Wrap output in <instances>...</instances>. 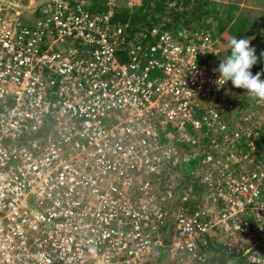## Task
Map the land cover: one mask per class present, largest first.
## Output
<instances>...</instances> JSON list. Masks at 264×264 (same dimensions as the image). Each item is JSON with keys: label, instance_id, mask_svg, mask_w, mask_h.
Returning <instances> with one entry per match:
<instances>
[{"label": "built area", "instance_id": "1", "mask_svg": "<svg viewBox=\"0 0 264 264\" xmlns=\"http://www.w3.org/2000/svg\"><path fill=\"white\" fill-rule=\"evenodd\" d=\"M90 3L0 11V264H156L218 234L222 264H264L263 148L236 132L202 152L233 109L216 39L161 24L130 36L112 0Z\"/></svg>", "mask_w": 264, "mask_h": 264}, {"label": "trees", "instance_id": "2", "mask_svg": "<svg viewBox=\"0 0 264 264\" xmlns=\"http://www.w3.org/2000/svg\"><path fill=\"white\" fill-rule=\"evenodd\" d=\"M102 1L104 2L105 0H93L89 5L90 11L96 14L105 11L108 7L105 5L101 7V4L99 3ZM200 1L205 2L207 0ZM188 2V0H157L156 6H151L149 12L141 11L134 12L133 14L129 12L124 5H117L118 7H115L116 11L114 18L115 20L120 21L122 23H127V31L131 33L130 36H133L134 33L146 31L147 29H150L151 27L157 24H161L163 29H167L176 33L180 30V25L183 24L186 25L188 28H193L195 30L203 28L204 31L210 33L211 36L218 37L231 20L232 13L228 15L226 20L219 19L215 24L205 22L204 20L201 21V18L195 12L196 8L200 7V9H202V13L206 12L205 15H207L208 10L203 8V3L200 4L199 2L190 11H184L185 14L188 15L183 17L182 12L179 13L178 8L180 6H184V4ZM169 3H173V5L169 6ZM170 16H172V19L170 18ZM190 16L192 17V19ZM233 24L236 25V23L234 22ZM232 27L233 25L231 26V28ZM242 28L245 29V26H243ZM246 32L249 33L248 31ZM253 47H255V54L258 57V62L251 69L253 75H255L257 72H264V56H261V53H264V33H261L260 40L254 41ZM225 55V50H222L221 48L219 61L220 59L223 60L226 57ZM261 79H264V75L261 76ZM231 88L229 87L228 82L229 92L227 91V93L231 95L228 96H233L232 100L230 101V104L233 106V109L229 114L231 121H229L227 126L228 136L226 138H222L223 134H219L215 144L211 142L213 137L211 139L206 140L207 147L202 150L203 153H205L209 149L211 151H214L215 148L222 149L223 142H230L229 137L234 136L236 132L239 133L238 142L241 145H246L248 139L253 137L255 134L257 143L264 150V100L252 99L247 94H242V90H240L239 88ZM239 117H246V119L242 118L241 120H237V118ZM198 161V158L193 160L190 163V168H193ZM183 181L184 177H182L180 183L175 186L177 190H180V184ZM178 202L180 201L175 200L174 202H172L171 209L174 208ZM225 256L226 259L231 258L232 254L227 252Z\"/></svg>", "mask_w": 264, "mask_h": 264}, {"label": "rangeland", "instance_id": "3", "mask_svg": "<svg viewBox=\"0 0 264 264\" xmlns=\"http://www.w3.org/2000/svg\"><path fill=\"white\" fill-rule=\"evenodd\" d=\"M30 0H0V11L2 8L7 9L9 7H14L23 12L25 16H30L31 12L28 8ZM37 3L43 0H36ZM93 0H91L92 2ZM109 0L100 2V6H107L106 3ZM116 6L124 5L129 12L132 14L134 12L147 11L149 12L151 6H156L157 0H112ZM184 6L178 8L179 13L182 12V16H187L184 11L188 12L199 2L203 3V8L208 10L207 15L202 13V9L196 8V14L201 18V21L210 22L215 24L219 19L226 20L228 15L232 13L231 20L229 24L226 25L225 29L220 33V35L212 36L216 39L220 49L225 50L226 57L230 54L229 42L232 37L236 38H251L250 43L253 46L254 41L260 40L261 33H264V0H188ZM169 2V1H168ZM172 2V1H170ZM183 3V2H182ZM173 3H169L172 6ZM104 6V7H105ZM115 6V7H116ZM115 7L113 8L115 10ZM118 7V6H117ZM109 8L105 12L108 11ZM111 9V8H110ZM200 9V10H199ZM211 9V10H210ZM116 11V10H115ZM205 15V16H204ZM191 17V16H190ZM172 19V16H170ZM192 19V17H191ZM200 20V19H199ZM196 21V20H194ZM236 23V25L233 24ZM182 24V23H181ZM233 27L231 28V26ZM245 26L246 31L244 28ZM203 29V28H200ZM180 30L191 31L195 30L193 28H188L186 25H180ZM204 30V29H203ZM221 60V59H220ZM220 63V61H219ZM229 87L234 89L235 87L229 81ZM242 90V94L246 95V90ZM190 170L186 167H181L180 169L172 170L168 176V184L172 185L175 196L180 195L181 189L184 188L190 182V175L188 174ZM184 177V181L180 184V190H177L175 186L180 183L181 178ZM202 188L195 185L194 193H201ZM168 206V205H167ZM171 207V205H169ZM167 235V234H166ZM165 235V236H166ZM216 241H212L211 245L205 249H199L197 255L181 254L174 257L166 251H161V254L156 257V264H220L224 261L226 257L225 254L228 252V247L226 240L220 235H215ZM167 244V242H165ZM226 259V258H225ZM151 264V263H147Z\"/></svg>", "mask_w": 264, "mask_h": 264}, {"label": "clouds", "instance_id": "4", "mask_svg": "<svg viewBox=\"0 0 264 264\" xmlns=\"http://www.w3.org/2000/svg\"><path fill=\"white\" fill-rule=\"evenodd\" d=\"M251 38L232 37L229 42L230 54L220 60L219 73L216 85L223 87L231 81L235 88L246 90L247 95L256 100H264V79L261 76L264 72H257L253 75L251 69L258 62L255 47L251 46ZM264 56V53H261Z\"/></svg>", "mask_w": 264, "mask_h": 264}, {"label": "crops", "instance_id": "5", "mask_svg": "<svg viewBox=\"0 0 264 264\" xmlns=\"http://www.w3.org/2000/svg\"><path fill=\"white\" fill-rule=\"evenodd\" d=\"M38 1H40V0H38ZM36 4H38L36 0H30L28 6H31V5L33 6V5H36Z\"/></svg>", "mask_w": 264, "mask_h": 264}]
</instances>
